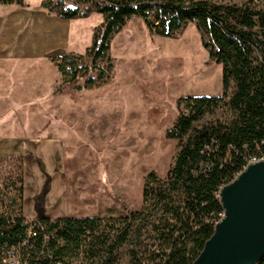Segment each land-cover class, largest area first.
I'll use <instances>...</instances> for the list:
<instances>
[{"label":"trees","instance_id":"1","mask_svg":"<svg viewBox=\"0 0 264 264\" xmlns=\"http://www.w3.org/2000/svg\"><path fill=\"white\" fill-rule=\"evenodd\" d=\"M0 4L25 6L23 0ZM40 7L60 20L102 17L83 55L50 58L61 79L54 94L109 82L111 40L133 18L148 33L169 39L193 23L209 60L222 68V94L177 100L165 132L178 142L174 163L163 180L153 172L144 176L139 211L25 220L23 158L0 161V264H115L124 248L125 264H191L222 214L219 189L246 159L264 154V9L253 0H46ZM221 106L232 114L228 123L202 122Z\"/></svg>","mask_w":264,"mask_h":264},{"label":"rangeland","instance_id":"2","mask_svg":"<svg viewBox=\"0 0 264 264\" xmlns=\"http://www.w3.org/2000/svg\"><path fill=\"white\" fill-rule=\"evenodd\" d=\"M210 1L240 4L245 0ZM259 8L264 5L260 3ZM101 22V15L93 13L73 26L61 23L59 43L42 59L80 54L66 46V32L75 29L76 46L89 47L93 30ZM48 37L45 42L50 41ZM109 53L114 65L109 82L54 94L61 83L59 75L57 85L42 101L45 127L50 132L53 128L51 134L64 141L69 202L80 217H115L124 208L141 210L144 176L153 172L163 180L178 151V142L165 138L176 117L177 100L222 94V68L209 60L193 23L169 39L148 33L143 21L133 18L113 36ZM50 69L58 76L54 66ZM213 119L228 123L232 114L221 106L202 122ZM126 260L124 248L115 264Z\"/></svg>","mask_w":264,"mask_h":264},{"label":"crops","instance_id":"3","mask_svg":"<svg viewBox=\"0 0 264 264\" xmlns=\"http://www.w3.org/2000/svg\"><path fill=\"white\" fill-rule=\"evenodd\" d=\"M44 1L23 0L24 7L0 4V161L14 155L23 158L25 220L80 218L69 202L63 138L51 134L53 128L50 132L42 118L44 94L59 81L50 59L42 57L59 43L60 24L73 26L76 20H60L44 11ZM66 36V46L83 55L88 47L76 46V30Z\"/></svg>","mask_w":264,"mask_h":264},{"label":"water","instance_id":"4","mask_svg":"<svg viewBox=\"0 0 264 264\" xmlns=\"http://www.w3.org/2000/svg\"><path fill=\"white\" fill-rule=\"evenodd\" d=\"M223 217L191 264L264 260V160L246 165L218 191Z\"/></svg>","mask_w":264,"mask_h":264},{"label":"built area","instance_id":"5","mask_svg":"<svg viewBox=\"0 0 264 264\" xmlns=\"http://www.w3.org/2000/svg\"><path fill=\"white\" fill-rule=\"evenodd\" d=\"M253 2L256 5H259L262 2V0H253ZM260 160H264V154H262V155H260L258 157H251L249 159H246L245 160V165L243 166L242 170L246 167L247 164L252 163V162H257V161H260ZM222 217H223V212H222V214L219 215V220ZM32 235L34 236L35 234L33 233ZM13 255H14V251L12 250L8 254V256L10 257L9 260H8L9 262H13Z\"/></svg>","mask_w":264,"mask_h":264}]
</instances>
